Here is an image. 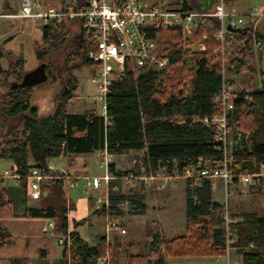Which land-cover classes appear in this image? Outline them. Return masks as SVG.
Returning a JSON list of instances; mask_svg holds the SVG:
<instances>
[{
	"label": "trees",
	"instance_id": "trees-1",
	"mask_svg": "<svg viewBox=\"0 0 264 264\" xmlns=\"http://www.w3.org/2000/svg\"><path fill=\"white\" fill-rule=\"evenodd\" d=\"M3 0L2 14H13ZM90 0H61V7L85 8ZM166 7L194 12H209L202 0H169ZM158 5V4H155ZM252 23L243 28L228 30L222 46L216 39L220 21L214 17L198 20L193 40L185 41L178 29L160 32V42L169 63L163 71L150 66L127 67L122 74L112 76L107 97L110 125L95 110L83 114H69L68 105L79 89V80L73 74L78 66L68 67L70 61H79L90 69L96 66L83 53L84 37L73 40L77 48L69 52L66 47L72 37L65 22L52 23L42 28L45 50H37L41 66L51 73L55 54L67 55L65 64L57 67L64 79L63 95L58 100L53 115L42 116L32 106L33 86L26 82L25 59L0 46V60H10L4 70L0 64V81L9 89L0 92V158L8 159L27 176L32 168L46 169L48 162L62 156L86 155L107 150L113 156L130 151L143 152L144 164L153 171L162 169L171 174L175 163L180 170L198 159L205 163L219 160L223 144L218 140L215 127L205 126L201 120L220 112L216 97L223 83V70L230 74H250L257 71L255 41L264 44V22L255 32ZM15 28V26H13ZM85 33V29L83 31ZM9 40V39H8ZM7 40V41H8ZM72 40V41H73ZM205 45V51H191L185 45ZM221 51V52H220ZM67 53V54H66ZM71 56V57H68ZM56 64V63H55ZM80 67V66H79ZM51 78V76L49 77ZM261 86L252 90L235 91L234 113L229 126L230 149L233 152L230 168L235 183L247 173L258 172L264 164V71L260 72ZM13 80V82H11ZM6 83V84H5ZM22 127L21 130H19ZM111 172L128 175V172ZM56 176L57 173H49ZM0 177V219L8 217L44 218L54 222V236L66 235L69 230L68 205L63 190V180L53 179L41 184L37 208H25L18 213L21 203L27 202L26 180L20 188L8 187ZM110 184V214L120 213V205L130 202L134 215L146 212L141 192L126 195L114 192ZM225 204L213 199V182L202 178L198 183L187 180L186 219L187 232L183 236L166 240L157 231L148 229L152 241L146 255L129 256L131 264H167L169 257H219L227 254V242L232 250L242 256L243 264H264V217L256 213L241 214L228 228ZM230 233L232 239H230ZM13 240L10 231L0 224V246ZM70 249L63 247L64 257L70 253L71 264H90L112 250V264L118 263L119 244H107L105 238L94 247L78 232L70 233Z\"/></svg>",
	"mask_w": 264,
	"mask_h": 264
},
{
	"label": "built area",
	"instance_id": "built-area-1",
	"mask_svg": "<svg viewBox=\"0 0 264 264\" xmlns=\"http://www.w3.org/2000/svg\"><path fill=\"white\" fill-rule=\"evenodd\" d=\"M4 19H12L18 24V29L23 21L31 20L35 25L43 28L52 23L61 24L65 21L80 19L85 29V40L88 44L87 56L96 68L91 82L97 87L96 102L100 104V116L110 125L111 119L107 111V97L111 88L112 76L122 74L127 67L137 68L150 66L156 71H163L169 63V58L163 51L160 42V32L169 29H178L185 41L193 40L198 26V20L203 17H214L220 21V30L216 39L222 46L226 39L228 28L239 29L252 23V32L257 30L259 22L264 19V11L252 10L248 14H236L227 12L224 0H218L209 12H194L181 9V7L170 8L162 5L145 6L142 0H90L83 9H75L73 6L63 9L62 7H45L38 0H22L18 10L13 14H2ZM196 51H205V45H198ZM255 46L262 48L264 44L255 41ZM188 50H195L191 45H185ZM221 52V51H220ZM223 83L216 102L220 112L205 117L201 122L207 127H215L218 131V140L223 144V154L219 160L213 163H205L198 159L192 164L179 169L177 162L173 172L168 175L164 170L153 171L152 165L142 168V174L121 176L112 174L110 165L113 155L107 150L101 151V167L105 169L102 177H86L87 190L98 191L105 186V195H98L95 198L96 205L102 209L106 216L105 240L108 245L113 246L115 241L111 238L112 233L126 234L117 221L112 219L110 214L109 186L112 181H129L143 184L155 183L160 179L184 178L194 180L198 183L202 178L221 181L226 190L233 184L234 175L230 168V161L233 152L230 149L229 126L233 119L235 86L226 76L223 70ZM56 172L53 163H48L47 168L42 170L32 168L27 176H24L17 166L5 171L0 176L5 179H12L20 182L25 178L29 188V198L39 200L41 196V184L53 179L63 180V190L76 187L77 177H70L66 174L57 173L52 176L49 173ZM264 180V164L258 172L243 174L239 177L238 183L242 186L251 185L255 181ZM117 189V188H116ZM123 207H129L130 202L125 201ZM225 221L228 228L236 221L229 220L226 212ZM54 222L49 223L48 230L54 234ZM232 234L230 233V236ZM61 247L70 249V231L66 235L56 237ZM230 242H227V254L229 257ZM112 250L108 249L105 255L98 259V264H112ZM228 264H239L229 262Z\"/></svg>",
	"mask_w": 264,
	"mask_h": 264
},
{
	"label": "rangeland",
	"instance_id": "rangeland-1",
	"mask_svg": "<svg viewBox=\"0 0 264 264\" xmlns=\"http://www.w3.org/2000/svg\"><path fill=\"white\" fill-rule=\"evenodd\" d=\"M21 1L22 0H5L4 2L7 4V7L13 9V11L15 12L16 9L18 10ZM38 1L42 2L45 7L49 5L50 2L56 3L57 5L61 3V0H38ZM65 1L67 3H74V0H65ZM142 1L143 4L147 7L153 4L167 6L171 3L169 0H142ZM211 3L212 0H202L203 8H208V7L210 8ZM240 7L245 8V10L239 11ZM263 8H264V0H236L230 3V9L232 10L238 9L239 13H241L242 15L251 12V10L261 11ZM0 12H1V7H0ZM6 20L7 19L0 17V46L2 44V41L4 40L3 39L1 41V39L3 38V33H6L4 37L14 35L13 40H11L8 43L7 49L11 50L15 54H22L25 57V59L27 60L28 68L26 69L25 66L24 72L31 73L37 71L39 66L41 65V61L35 60L32 63L33 56H35L34 54L38 53L37 50H45L47 48V45L43 43V41L41 44L36 43L34 45L35 40L38 38V36H40V29H38L40 26L38 25L35 26L34 22L28 20V21H23L21 23L20 29H18V27L14 29L10 28L8 32H5L2 26L4 22H6ZM14 23L16 24V26H18L16 22ZM68 28L71 30V33L74 34L68 40L67 42L68 44H66V47L69 49L68 51L69 54V52L74 51L77 48L76 42L73 39L76 38L77 35L76 33L79 34V26L75 25L74 27L73 25V27H68ZM190 45L195 48V50H191V51H196V48L199 47L198 45H194V44H190ZM87 50H88V44L85 45V48L83 49V53H81V55L84 54V52H86ZM66 56L67 55L65 54L64 55L59 54V52L56 53L55 57H53L54 66L51 67L50 69L51 73L46 71V77L43 76L40 77L42 74L39 75L36 74L35 77L36 79H32L36 81L34 83L33 82L31 83V85L34 88L31 103L32 106L39 109L41 115L43 116H50L56 110L58 100L63 95L64 79L66 78V76H61L57 67L65 64ZM72 66H78V68L74 70L73 74L79 80V89L77 90L74 98L69 103L68 112L71 114H75L79 112L80 113L85 112V110H95L97 113L100 114V104L94 101V98L97 94V87L91 82V78L93 76V70L85 66L83 67L81 65V59H79V61H70L68 63V67L71 68ZM4 67L8 69V64L7 66ZM256 67L258 70L254 75L243 74L241 76L231 75L229 77L232 84H234L236 91H241L243 89L252 90L259 86L260 72L261 70L264 71V63L260 62L259 65L256 64ZM50 76L51 78H49ZM11 82H13V80H11ZM8 85H10V83L4 85V83L0 81V92L5 93L9 89ZM21 129L22 127L19 130ZM5 136L6 134L2 133L0 135V140H2ZM144 157L145 156L143 152H134V151L128 152L122 156L113 157V161L116 162L115 172L116 173L128 172V175H122V176L142 174V168L146 166V164H144ZM89 165L92 170L91 171L92 176L101 177L104 174L103 169H100L99 166H97L98 155L97 156L93 155L89 158ZM12 167H13L12 161L8 159L0 158V176H2L5 173V171L11 170ZM213 181H214V185L218 184V190L215 188L216 190L214 192V197L221 204H225L227 206L229 220H232V215L238 217L241 214H251V213H256L259 216L264 217V180L255 181L248 186H242L239 183H235L229 187L227 192L224 189L222 183L217 182L216 180ZM7 182L10 181L6 179L5 183L8 185ZM113 182L114 185L119 187L120 192L128 196L132 195L133 192H136L135 190H137L138 192L144 189V185L140 181H137L136 183H132L124 180L113 181ZM186 186H187V180L186 179L184 180V178H173V180H168L166 182V187L165 190L163 191L162 198L159 197L157 193L155 196L153 191H151L152 188L148 187L146 189L148 191V193L146 194L147 196L146 200L149 202L152 208L151 212H155L156 214L158 211L163 210L165 208H166L165 210H167L168 207H166V204L165 206H163L165 202L172 204V206H170V209H168V211L161 213V217L164 221L163 222L161 220L162 231L166 238L183 236L187 232V230L186 232L185 230H182L184 228ZM117 190L118 188L114 189V192H118ZM76 192H78L79 195H75ZM85 192H86L85 182L81 180L79 182V188L76 190L75 189L71 190L70 193L72 196L75 195L73 199L76 201L78 197H85V198L89 197V194H86ZM95 192L96 191H91L90 193L95 194ZM152 195L154 196L152 197ZM164 198L165 200H163ZM180 206L182 208H180ZM129 210L130 208L128 209V208L120 207V213L111 214V216L112 218L114 217L115 221L119 222L122 229L127 228L130 233H134L136 236L143 237L144 235H146V231H144L145 226L140 223H134L133 222L134 219L131 218L132 215L128 213ZM175 217L177 218L178 222L175 219ZM149 218L151 217L149 216ZM148 223L149 221H147V224ZM177 223L179 224L177 227L178 229L176 228ZM90 224L95 225L96 230H99L102 227H105V218L103 216L94 217V219H92L91 222H88L82 226L80 231L86 238L88 237L87 233L90 231ZM149 226H151V224L148 225V227ZM149 228H152V226ZM154 229H156V227H154ZM121 238L123 239L124 237H116V239L122 241ZM230 239H232V236L230 237ZM137 249L141 250L142 248L140 246ZM133 250H136V248ZM231 253H232V255H230L231 260L234 261L235 259H240L239 254H237V250L235 249L231 250L230 254ZM219 260L220 261L217 262L216 259L213 258L211 260L206 259L204 261H187L188 263H181L180 261H176L175 263L174 261H170L171 262L170 264H179V263L180 264H227L228 257L225 255L222 256V258H220Z\"/></svg>",
	"mask_w": 264,
	"mask_h": 264
},
{
	"label": "crops",
	"instance_id": "crops-1",
	"mask_svg": "<svg viewBox=\"0 0 264 264\" xmlns=\"http://www.w3.org/2000/svg\"><path fill=\"white\" fill-rule=\"evenodd\" d=\"M2 1L3 0H1V2H0V6L2 5ZM234 1H236V0H224V4H225V8H226L227 12L241 14V13H239V11H243V10H245V8L240 7L239 11H238V9H233V10L230 9V3L234 2ZM217 2H218V0L215 2V4ZM61 5H62L61 3H59V5H57L56 3L50 2L49 5H47L46 7H57V8H59V7H61ZM154 5L155 4L150 5V6H154ZM11 10H13V9H11ZM16 11H17V9L15 10V12ZM261 11H264V8ZM248 13H246V14H248ZM26 21H28V20H26ZM14 22L15 21L12 19H7L6 22H4V24L2 26L3 30H5V32H8V30L10 28L14 29L13 26H15V28L18 27V26H16V24ZM263 22H264V19H262L259 22L258 27H260V25ZM65 24L67 27H73V25L75 27V25H78L79 26V34H81V36L84 37V39H85L86 35L84 32H82L83 31V22L80 19L65 21ZM38 29H40V36H38V38L35 40L34 45L36 43L41 44L43 41L42 28H38ZM76 34H77L76 36L79 35L78 33H76ZM4 35H6V33H3V38L1 39V41L3 39L4 40L2 41L1 45L4 44L3 46H4L5 51L13 53L11 50L7 49V45L11 40H13L14 35L6 36V37H4ZM72 35H74V34L72 33ZM85 42H86V40H85ZM255 51H256V62H255V66H256V64L259 65L260 62L264 63V46L262 48H258L255 46ZM35 52H36V50H35ZM13 54L16 56H23L22 54H15V53H13ZM34 55L35 56H33L32 63L35 60H40L38 57V53H36ZM24 59H25V57H24ZM9 62H10V60L8 58H6V57L2 58L0 60L1 67L4 70H7V68H5L4 66H7V64H8V68H9ZM25 66L27 69L28 67H27V60L26 59H25ZM256 69H257V67H256ZM91 70H93V69H91ZM27 74L28 75L26 77V82L29 83L30 85L32 82L34 83L36 81V80H32V79H36L35 78L36 74L37 75L42 74L40 77H42V76L46 77V71L43 69V67L41 65L39 66L37 71L31 72V73L27 72ZM93 74H94V72H93ZM231 75L241 76L243 74H230L229 72H226V76L228 79ZM30 80H31V82H30ZM260 86H261V78H260V84L256 88H259ZM94 101L96 102V96L94 98ZM68 107H69V105H68ZM38 111H39V109H38ZM87 111H90V110H85V112H87ZM54 112L51 115H53ZM85 112H82V113L79 112V113H75V114H83ZM39 113H40V111H39ZM69 114H71V113H69ZM130 152H133V151H130ZM100 153H101V151L94 152L91 154H86V155H73L71 157L62 156L60 158L53 159V160H50L48 162V163H50V162L53 163L54 166L56 167L55 173H60L62 175L66 174L72 178L73 177L78 178V179H76V184H77L76 187L69 188L67 190V192L64 191L66 199H67V205H68V215H67L68 220H69V230L68 231H70V233L71 232H78L80 234V236L92 247L96 246L100 239L105 238V234H106V216L104 215V212L102 211V209L99 208L95 203V198L98 195H105L106 194L105 193V191H106L105 186H103L98 191L96 190L95 194L90 193V191L87 190V186H86L87 180L85 179L86 177H96V176H92V174H91L92 170H91L90 165H89V158L93 155H95V156L98 155V165L97 166H99L100 169H103L104 174H105V169L103 167H101ZM113 157H115V156H113ZM115 163L116 162L112 161V164L115 165ZM148 165H151V164L148 163ZM14 166H16V165L13 164V167ZM158 171L161 172L162 169H159ZM168 175H170V174H168ZM173 178H175V177H172L171 179L163 178V179H160L157 182L151 183V184H143L141 182L144 185V189L142 190L143 192L142 191H138V192H141L142 193L141 195L144 197L143 202L146 205V212L143 215H134V214H132V211L129 210L128 213L130 215H132L131 218L134 219V220L132 219L134 223H140V224L145 226L144 231H146V235H144L143 237L136 236L134 233H130L127 228H125V230H126L125 235H121L120 233H117V232L112 233L111 238L119 244L118 250L120 252H119V258H118L117 264H131L129 262V259H128L129 256L148 254V252L150 250V245L152 243V241L148 238V228L151 226H152V228H149V229L157 231L158 234H160L163 239L170 240V239L177 238V237L166 238L163 234V231H162L161 220L163 221V219L161 217V213L168 211V209H170V206H172V204L165 202L163 204V206H165V204H166V207H168V209L165 210L166 209L165 208L163 210L158 211L155 214V212H151L152 208H151L149 202L146 200L147 199L146 194L148 193V191L146 189L148 187L152 188L151 191H153L155 196L157 193L158 196L162 198L163 197V191L165 190V187H166V182L168 180H173ZM81 180L85 182V191H86L85 193L89 194V197H87V198L78 197L77 200L75 201L73 199V197L75 195H79V193L76 192L75 195L72 196L70 192H71V190H74V189L76 190L79 188V182ZM8 181H10V182H7L8 187H14L15 189L20 188L21 182H16L12 179H8ZM216 181L222 183L221 181H218V180H216ZM212 182H213V199L217 203H220L214 197L215 190L216 189L218 190V184L214 185V181H212ZM223 186H224V184H223ZM224 189L226 190L225 186H224ZM135 191L136 192H133L132 194L137 193V190H135ZM227 191L228 190H226V192ZM108 194L110 196V186H109ZM153 196L154 195H152V197ZM26 197H27V202L21 203L19 205V208H17L18 213L24 212L25 208H37L38 207L37 200H32L29 198V188H28L27 182H26ZM185 199H186V188H185ZM163 200H165V198ZM160 201H161V199H160ZM185 204H186V202H185ZM120 207H123L122 204L120 205ZM124 208L129 209L130 206L124 207ZM180 208H182V207L180 206ZM96 210H98L97 213H95ZM98 216L99 217L103 216L105 218V227H102L101 229L96 230L95 225L90 224V231L87 233L88 237L87 238L84 237V235L82 234L80 229L82 228V226L84 224L91 222L92 219H94V217H98ZM149 216L151 218H149ZM112 219H114V217ZM175 219L177 220L176 217H175ZM147 221H149L148 224H147ZM177 222H178V220H177ZM49 223H50V221L47 219H44V218L8 217V218L0 219V224L4 225L10 231V233L13 236V240L9 244L0 246V264H71L70 253L68 254L67 258L64 257L63 247H61L58 244V240L54 236L53 232L48 230ZM150 224H151V226L148 227V225H150ZM178 225L179 224L177 223L176 228L178 227ZM154 227H156V229H154ZM182 230H185V232L187 230L186 205H185V212H184V228ZM116 237H124V238L123 239L121 238L122 241H120L119 239H116ZM140 246L142 249L138 250L137 248ZM135 248H136V250H133ZM141 252H143V253H141ZM225 255H222V256H225ZM230 255H232V253L229 254V257H228V255H226L228 257L227 264L229 262H237L239 264H243L241 255H239L240 259H235L234 261L231 260ZM222 256H219V257H187V258L169 257L166 259V263L170 264L171 263L170 261H174L175 263H176V261H180L181 263H188L187 261H204L206 259L211 260L213 258H215L216 261L219 262L220 261L219 259L222 258ZM90 264H98V260L91 261Z\"/></svg>",
	"mask_w": 264,
	"mask_h": 264
},
{
	"label": "water",
	"instance_id": "water-1",
	"mask_svg": "<svg viewBox=\"0 0 264 264\" xmlns=\"http://www.w3.org/2000/svg\"><path fill=\"white\" fill-rule=\"evenodd\" d=\"M228 30H229V31H231V30H232V28H230V27H229V28H228ZM97 212H98V210H96V212H95V213H97Z\"/></svg>",
	"mask_w": 264,
	"mask_h": 264
}]
</instances>
